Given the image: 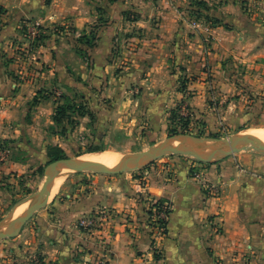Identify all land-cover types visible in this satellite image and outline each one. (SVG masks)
Listing matches in <instances>:
<instances>
[{"label":"crops","instance_id":"crops-1","mask_svg":"<svg viewBox=\"0 0 264 264\" xmlns=\"http://www.w3.org/2000/svg\"><path fill=\"white\" fill-rule=\"evenodd\" d=\"M242 1L208 0L195 11L193 0H0V141H7L0 157V212L10 203L12 177L20 178L30 164L21 151L43 158L49 145L65 148L48 130L57 105L50 92L73 84L75 76L83 85L116 80L124 59L135 77L147 75V90L158 94L154 116L163 121L182 99L212 128L264 121V10L250 12ZM23 23L50 34L37 49V72L16 53ZM94 25L96 45L86 59L53 30ZM135 28H142V38H125ZM237 61L247 69L245 82L228 69ZM181 75L190 78L189 97L179 87ZM202 162L195 167L193 159L173 156L138 176L65 181L56 192L53 185L18 235L0 247V264H32L35 256L45 264H95L100 252L104 264H264V151ZM203 178L220 194L213 195ZM149 199L171 204L158 251L147 224ZM99 209L113 212L101 231L105 249L79 226Z\"/></svg>","mask_w":264,"mask_h":264},{"label":"rangeland","instance_id":"rangeland-1","mask_svg":"<svg viewBox=\"0 0 264 264\" xmlns=\"http://www.w3.org/2000/svg\"><path fill=\"white\" fill-rule=\"evenodd\" d=\"M198 1L208 2V0ZM195 2L196 1L193 0L195 9H199V5ZM242 5L248 8L247 10L250 12L254 10L263 12L262 10H264V0H243ZM126 18H131V15H127ZM95 26L96 30L91 27L89 30L85 31L89 34L95 31L97 34L98 26ZM59 29L60 31L56 32L58 36L55 38H57L58 41H68L75 52L85 59L88 58V53L96 45V40L93 41V39H91L93 43L91 42L89 45L85 42H81L83 40L82 35L84 31H77L76 28L72 27L69 29L66 27H59ZM46 33L48 36L50 35L47 31ZM124 34L127 39L133 36L141 39L144 33L142 28H135L124 32ZM24 43V48L21 50V59L26 62V69L28 71L41 69V65L37 62V50L32 53L33 49L29 42L25 40ZM129 63L130 61L128 59L121 61L116 72L118 74L116 75V80L113 77H108L107 81L96 82V85L94 83L83 85L80 76L78 78L75 76L73 84L67 83L64 84L63 87L58 86L57 89H53L50 92L57 101L54 113L52 114L53 120L56 109L60 104L63 103L68 106L67 114L64 116L62 123L57 124L54 120L53 126L51 125L48 128L49 132H55L59 135L68 156L83 157L89 152L107 151L110 152L112 156L110 161H121L128 153L146 149L154 144L175 141L176 138L173 136L176 134L190 133L200 137L219 139L220 141L218 140V142L216 140H214V142H207L208 145L212 144L213 146H217L222 144L221 140L223 138H228L235 134L246 135L245 130L249 127L264 129V121L253 123L251 122L255 121L253 119L242 124L239 127L240 129H236L229 124H220L219 128L216 126L212 128L207 120H205L204 116L197 113L196 110H193L186 99L176 102L175 106L169 109V114L165 121H163L164 118L162 119V117L154 116L159 112L158 104L156 105L154 102L158 94L147 90L149 89L148 86H146L147 75L145 76L144 73L140 72L141 74L138 75V78L135 77L129 67ZM228 69L234 72L236 78L238 77L245 82L244 75L247 73V69L242 62H231ZM106 82H108V87L112 88L111 90L105 88V85H107ZM189 82V77L185 75L179 77V87L187 94V97L190 95L189 90L186 88L184 91L182 87L184 84L188 87ZM102 87L103 89H101ZM184 106H186V109L183 110ZM172 109H177V114L171 118ZM184 122L187 123V128H182ZM177 129L178 131L174 132ZM196 143L197 142L194 144V142H192L194 145L204 146ZM36 149L41 152L43 146L42 148ZM173 156L180 155H166L155 162L165 163L167 159ZM189 158L193 159V162H196L194 158ZM21 160L29 161L30 164L27 166L26 170L21 172L20 178H18L17 175L12 177L16 178V180L13 179L9 184L10 203L8 206H3V210L0 212V222L6 221L10 214L12 215L11 222L13 218L16 219L23 215L25 212L22 213V211L25 210L29 203V201H23L30 199L31 204L34 195L42 187L46 179L45 168L50 161L48 156L42 158L38 155H31L21 151ZM147 165L149 164H141L133 170L123 173L138 176ZM56 169V172H58L61 168L57 167ZM119 174L121 173H97L72 169L59 181V186L65 181H79L89 184L99 177H115ZM59 186L57 184V186L53 188V191H58ZM13 211L15 212L14 214ZM17 235L18 232H15L13 235L1 240L0 247L7 246L8 241ZM94 263L97 264L96 259Z\"/></svg>","mask_w":264,"mask_h":264},{"label":"water","instance_id":"water-1","mask_svg":"<svg viewBox=\"0 0 264 264\" xmlns=\"http://www.w3.org/2000/svg\"><path fill=\"white\" fill-rule=\"evenodd\" d=\"M173 137L176 138L175 141L154 144L146 149L128 153L114 166L70 156L50 160L45 168L46 179L42 187L34 195L29 209L23 215L12 220L10 225L0 232V241L13 235L15 232L19 233L34 213L45 203L52 192L55 169L59 166L78 171L116 174L133 170L141 164L154 163L156 160L166 155L177 154L192 157L204 162H211L242 150L264 151L263 140L255 136L244 134H235L228 138H223L221 140L223 143L217 146L207 144L208 141L219 140L215 138L200 137L190 133L176 134ZM192 142H197L204 146L190 144Z\"/></svg>","mask_w":264,"mask_h":264},{"label":"built area","instance_id":"built-area-1","mask_svg":"<svg viewBox=\"0 0 264 264\" xmlns=\"http://www.w3.org/2000/svg\"><path fill=\"white\" fill-rule=\"evenodd\" d=\"M38 24L29 23L28 24V32L31 38H35L39 35L40 29L38 28ZM25 43L21 44V42L16 47V53L18 54V58L21 59V50H23V46ZM39 48V47H38ZM38 48H32V53L35 52ZM186 109V106L183 107V110ZM185 113V112H184ZM0 157L3 159L5 157V149L0 145ZM197 164L195 167H199L201 163L200 160L195 159ZM199 174V173H196ZM204 186L210 190V192L217 196L220 194V188L218 186H214L206 181L204 178L202 179ZM171 211V204L167 200L161 201L160 199H149L148 200V208H147V224L153 232L154 245L153 248L155 251H158L159 246L156 243V239L160 236L164 235L165 228L167 225V221L169 213ZM113 212L108 209H99L94 211L93 213L83 217L79 221V226L85 233H87L91 238L95 239L96 246H100V249H105L107 238L101 234V231L107 221L112 217ZM103 252V251H102ZM97 264L105 263V255L104 253H98L96 255ZM32 264H43L39 256H35L32 260Z\"/></svg>","mask_w":264,"mask_h":264},{"label":"trees","instance_id":"trees-1","mask_svg":"<svg viewBox=\"0 0 264 264\" xmlns=\"http://www.w3.org/2000/svg\"><path fill=\"white\" fill-rule=\"evenodd\" d=\"M196 4L201 6V7H205V3L204 2H201V1H198V0H195ZM195 11H199L198 9H195ZM28 24L29 23H23L22 26H21V34L23 35V40L24 41H21V44H23L26 41L29 42L30 46L34 49V48H38L40 47L41 45H43L45 43V40L46 38L48 37V34L46 33V29L43 28L42 26H38V28L40 29V33L37 37L35 38H31L30 37V34L28 32ZM60 27V26H59ZM59 27H56L55 29H53L55 32H59L60 29ZM96 26H92V28H95ZM96 30V28H95ZM82 38L83 40L81 42H85L86 44H89L94 40H97V34L95 33V31H92V34H89L87 31H84L83 32V35H82ZM81 38V39H82ZM91 39H93V41H91ZM22 53V52H21ZM184 91L186 90L187 86L184 84L183 87ZM67 109H68V106L65 105V104H60L57 109H56V112H55V115H54V120L56 121L57 124H60L62 123V120L64 118V116L67 114ZM176 110L177 109H172V117L175 116L176 113ZM187 123L184 122L183 125H182V128H187ZM181 130V129H180ZM177 130H175L174 132H177ZM6 142L7 141H4V140H1L0 141V145L1 146H5L6 145ZM47 156L49 158V160H54V159H58V158H62V157H66L68 156L65 149L61 146V145H49L48 146V149H47ZM161 201H163V199H160ZM167 221H165L166 223ZM165 232H166V228H165ZM41 261L43 262V264H45V262L43 261V258L41 256H39Z\"/></svg>","mask_w":264,"mask_h":264},{"label":"bare ground","instance_id":"bare-ground-1","mask_svg":"<svg viewBox=\"0 0 264 264\" xmlns=\"http://www.w3.org/2000/svg\"><path fill=\"white\" fill-rule=\"evenodd\" d=\"M245 132H246V135L248 134L250 136H255V137H257V138H259V139L264 141V138H263L264 129H260V128H256V127H249L248 129L245 130ZM211 141L214 142V140H211ZM216 141L218 142V140H216ZM216 141H215V143H216ZM221 142H219V143H221ZM190 144H192V143H190ZM194 144H195V142H194ZM200 145H202V144H200ZM80 158L84 159V160H87V161H91V162L102 163V164H105V165H108V166H114V165H117L120 162V161H110L112 156H111L110 152H107V151L89 152V153L85 154L83 157L80 156ZM58 168H61V169L58 172H56V170H57L56 169L55 172H54V188L57 186V184L59 186V181L63 177H65L72 170L70 168L63 167V166H60ZM28 201H29V203H28L27 207L25 208V210L22 211V213L26 212L28 210V207H30V205H31L30 204V199H27L26 201H23V202H28ZM13 209H14V207H13ZM14 213L15 212L13 211V214ZM11 216H12L11 214L8 215V219L6 221H1L0 222V231L3 230L4 228H7L10 225V223H11L10 220L12 218ZM12 220H14V218Z\"/></svg>","mask_w":264,"mask_h":264}]
</instances>
